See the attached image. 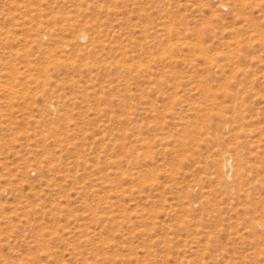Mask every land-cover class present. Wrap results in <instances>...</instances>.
Here are the masks:
<instances>
[{
	"label": "rangeland",
	"instance_id": "374dc122",
	"mask_svg": "<svg viewBox=\"0 0 264 264\" xmlns=\"http://www.w3.org/2000/svg\"><path fill=\"white\" fill-rule=\"evenodd\" d=\"M0 264H264V0H0Z\"/></svg>",
	"mask_w": 264,
	"mask_h": 264
},
{
	"label": "bare ground",
	"instance_id": "6f19581e",
	"mask_svg": "<svg viewBox=\"0 0 264 264\" xmlns=\"http://www.w3.org/2000/svg\"><path fill=\"white\" fill-rule=\"evenodd\" d=\"M223 167H224V170L226 172V175H228L230 177L231 174H232V169H233V165H232V162H231L230 155H226L225 156Z\"/></svg>",
	"mask_w": 264,
	"mask_h": 264
}]
</instances>
